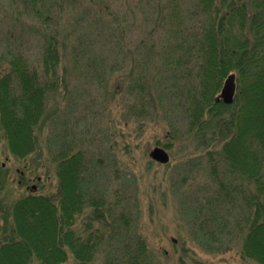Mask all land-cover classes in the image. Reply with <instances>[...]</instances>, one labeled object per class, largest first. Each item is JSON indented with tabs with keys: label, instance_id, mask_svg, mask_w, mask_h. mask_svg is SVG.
I'll return each mask as SVG.
<instances>
[{
	"label": "trees",
	"instance_id": "trees-1",
	"mask_svg": "<svg viewBox=\"0 0 264 264\" xmlns=\"http://www.w3.org/2000/svg\"><path fill=\"white\" fill-rule=\"evenodd\" d=\"M143 6V30L138 26L139 38L128 46L121 44L118 10L104 5L114 20L105 31L111 39L87 81L105 89L107 104L119 97L130 119L160 117L172 133L177 125L185 129L180 136L204 150L209 181L195 211L187 212L192 234L214 253L241 237L243 256L264 264V0H146ZM7 41L0 34V131L19 160L39 150L45 132L57 191L14 202L12 235L0 237V264H63L69 255L77 264H154L145 240L129 233L130 216L99 186L107 161L90 153L74 129L78 105L59 70L69 55L60 34L43 31L40 71ZM119 69L123 82L112 93L110 78ZM229 74L236 95L225 104L216 97ZM58 92L67 104L52 110L49 99Z\"/></svg>",
	"mask_w": 264,
	"mask_h": 264
},
{
	"label": "rangeland",
	"instance_id": "rangeland-1",
	"mask_svg": "<svg viewBox=\"0 0 264 264\" xmlns=\"http://www.w3.org/2000/svg\"><path fill=\"white\" fill-rule=\"evenodd\" d=\"M145 2L37 0L32 5L28 0H0V34L7 36L8 44L22 52L38 71L43 31L49 29L60 34L61 43L69 48V55L62 53L65 57L61 59L59 70L61 75L65 74L68 87L75 89L70 97L78 105L72 111V117L78 120L74 129L81 137L84 134L90 153L107 161L109 166L105 164L101 169L103 179L99 186L111 201L118 200V209L123 208L130 216L129 233H136L145 240L154 264H257L243 256L241 237L227 242L229 245L223 252L214 253L203 244L199 233L191 232L187 212L195 211L204 191L200 187L209 182L202 147L193 139L184 140L180 135L185 129L179 125L177 132H170L160 117L146 122L137 115L130 119V114L122 111L119 97L109 105L105 89L87 81L96 73L92 63L105 59L108 47L105 48L104 43L111 39L105 31H110L108 26L114 20L104 5L108 3L118 10V32L125 35L121 44L133 46L134 39L140 35L138 26L141 25L143 30V11L148 8L143 6ZM72 46L80 52L74 51ZM124 51L126 53V47ZM114 57L120 64L124 59L117 52ZM106 60L114 61L110 56ZM123 72L119 69L112 73L110 92L121 87L115 84L123 82ZM222 85L217 92V101ZM58 94L49 99L52 110L55 106L64 109L67 104L63 93ZM235 95L236 89L233 100ZM38 138L39 150L19 160L8 152L0 131V237L12 235L11 208L19 197L30 192L46 195L57 191L54 164L44 147L45 132ZM155 147L168 153L167 163H159L150 157L149 153ZM83 218L81 216L79 221ZM123 238L128 241L127 235ZM31 264L40 263L33 261ZM63 264L77 262L69 255Z\"/></svg>",
	"mask_w": 264,
	"mask_h": 264
},
{
	"label": "water",
	"instance_id": "water-1",
	"mask_svg": "<svg viewBox=\"0 0 264 264\" xmlns=\"http://www.w3.org/2000/svg\"><path fill=\"white\" fill-rule=\"evenodd\" d=\"M235 76L233 74H230L226 77L224 80V83L222 85L219 100H221L225 104H231L233 102V97L235 94ZM150 157L159 162V163H167L169 161V155L168 153L160 147L153 148L150 153Z\"/></svg>",
	"mask_w": 264,
	"mask_h": 264
}]
</instances>
